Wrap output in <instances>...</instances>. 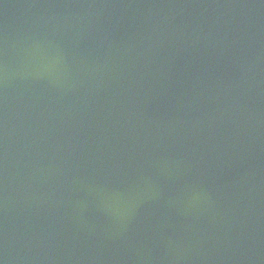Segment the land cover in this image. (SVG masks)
<instances>
[{
	"label": "water",
	"instance_id": "1",
	"mask_svg": "<svg viewBox=\"0 0 264 264\" xmlns=\"http://www.w3.org/2000/svg\"><path fill=\"white\" fill-rule=\"evenodd\" d=\"M0 264H264V0H0Z\"/></svg>",
	"mask_w": 264,
	"mask_h": 264
}]
</instances>
